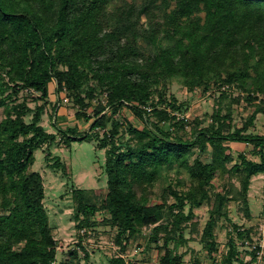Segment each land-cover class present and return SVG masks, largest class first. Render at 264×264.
<instances>
[{
	"label": "trees",
	"instance_id": "16d2710c",
	"mask_svg": "<svg viewBox=\"0 0 264 264\" xmlns=\"http://www.w3.org/2000/svg\"><path fill=\"white\" fill-rule=\"evenodd\" d=\"M173 80L189 91L236 88L253 110L232 133L231 114L218 110L212 123L195 128L189 139L174 136L171 130L177 134L183 123L167 111L181 110L165 96ZM50 84L56 95L64 88L68 103L77 107L75 117L89 122L86 133L59 130L64 146L92 140L105 149L103 198L72 190L77 229L90 228L100 212L106 216L103 223L117 230L114 243L125 253L144 227H152L148 241L163 242L156 264H182L183 256L168 245L186 243V225L193 210L210 201L217 174L237 176L239 191L233 194L224 185L212 193L201 237L208 257L217 252L214 229L220 218L229 220V202H238L250 218V180L264 174V135L245 133L257 114H264V0H0V264H79L75 249L57 260L43 179L31 171L34 151L56 140L41 125ZM93 100L97 104L90 115L85 110ZM123 110L143 123L140 130L126 124L134 142L125 149L119 142L125 123L117 118ZM231 142L250 145L259 162L240 154V163L228 168L232 158L225 143ZM50 166L65 171L57 157ZM175 169L188 175L187 190L170 183L151 203L162 172ZM166 195L174 203L168 205ZM250 233L232 224L221 264H243L236 242H252ZM77 247L88 264L89 255ZM250 254L255 259V251ZM109 264L133 263L117 255Z\"/></svg>",
	"mask_w": 264,
	"mask_h": 264
},
{
	"label": "rangeland",
	"instance_id": "374dc122",
	"mask_svg": "<svg viewBox=\"0 0 264 264\" xmlns=\"http://www.w3.org/2000/svg\"><path fill=\"white\" fill-rule=\"evenodd\" d=\"M125 1L140 4L144 0ZM143 22L142 20L141 23ZM165 96L167 99L173 98L176 106L180 105L181 107L179 112H172L170 109H167V111L175 116V122L183 123V129L178 128L177 134L174 130H171L174 136L179 135L183 139H189L195 128L200 130L210 125L213 115L218 110L221 111L222 116L227 111L231 114L230 133L235 129H241L253 110L252 105L246 102L244 94L232 87L227 88L224 86L219 89L212 86L210 90L206 91L201 88L189 91L178 80H173L167 86ZM19 97H21V94ZM57 98L55 86L50 84L41 125L46 132L55 134L56 140L53 144L44 145L34 151V162L31 166V171L39 173L43 179V203L47 211L51 234L56 242L57 260L65 259L68 251L75 249L78 253L79 264H85L82 249L77 247L80 245L89 255L88 264H109L111 258L117 255L122 256L128 262L131 261L133 264H156L158 254L163 253V250H158L159 247H162L163 242L162 240H158L157 243L148 241L152 227H144L141 233L132 239L125 253L120 252L114 243L117 230L103 223L102 219L106 217L104 214L98 212L93 221L94 225L90 228L80 230L76 228L77 222L74 219L75 203L72 199V190H89L95 193L99 199L103 198L107 186V177L104 170L105 149H100L99 144L92 140L73 141L69 147L64 146L59 130L74 128L79 134L86 133L89 131V122L87 123L84 119L75 117L77 107L72 105L71 102L57 105ZM101 99L103 100V97ZM26 102L30 108H34L35 102L33 99L27 98ZM96 104L97 100H93L91 107L85 112L92 115ZM53 105L57 106L55 115ZM29 118L26 117L25 121L28 122ZM117 118L125 123L120 129L119 135V142L122 143L121 149H125L126 143L133 144L134 142L131 135L126 132V124L140 130L143 123L127 110H123ZM160 126L169 127L162 123ZM101 133L102 131L99 132V134ZM245 133L264 135V114H257L253 125ZM225 145L228 146V153L232 158L228 168L240 163L238 159L240 154L247 160L259 162L258 155L252 153L250 145L232 142L225 143ZM197 153L195 150L194 155L189 159L190 163L197 156ZM46 156L48 160H45ZM56 157L64 165L65 171L50 166L54 163ZM181 172V174H178L176 169L168 172L164 170L162 178L155 184L153 192L149 196L150 202H158L161 193L164 189H167L170 183L176 190L186 191L189 186V178L185 171L182 170ZM212 185L214 188H209L210 201L204 202L201 207L194 209L193 219L186 225L183 233L186 243L176 245L175 242H171L168 245V249L183 256L182 264H221L220 260L227 252L232 224L239 227L241 231L251 229V245H259L260 243L261 246L264 245V174H259L251 178L247 192L250 218L245 217L238 202H229L226 206L229 220L223 217L220 218L214 229L217 252L213 259L208 257L206 250L203 248L201 237L203 228L209 220V210L213 201L212 193L222 191L224 185L229 186L233 194L238 193L239 181L237 176L224 175L221 177L217 174L212 181ZM165 200L168 205L174 203L169 195H166ZM184 211L187 213V207ZM236 246L243 264H253L256 261H258V264H264V252L259 257L255 254L256 259H253L250 254L251 248L244 244L240 245L238 240ZM234 264H238V262Z\"/></svg>",
	"mask_w": 264,
	"mask_h": 264
},
{
	"label": "built area",
	"instance_id": "2783aa9c",
	"mask_svg": "<svg viewBox=\"0 0 264 264\" xmlns=\"http://www.w3.org/2000/svg\"><path fill=\"white\" fill-rule=\"evenodd\" d=\"M25 92H27V91H25ZM58 96H59V101L57 102L58 104L57 105H60V104H68V102H69V99H68V97H67V94H66V91H65V89L63 88L62 90H61V92L58 94ZM143 109L145 110V111H147V112H150L151 111V109L149 108V107H143ZM241 244H244L245 246H247V247H249V248H251V252L252 251H255V254L259 257V256H261V254H263V252H264V245H251L248 241H242V242H240V245ZM257 248H258V250H257ZM256 259V258H255ZM254 262V261H253ZM252 262V263H253ZM54 264V263H53ZM253 264H258V261H256L255 263H253Z\"/></svg>",
	"mask_w": 264,
	"mask_h": 264
}]
</instances>
